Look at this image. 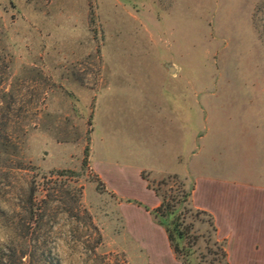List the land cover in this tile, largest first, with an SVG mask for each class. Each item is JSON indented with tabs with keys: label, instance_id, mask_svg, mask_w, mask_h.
Masks as SVG:
<instances>
[{
	"label": "rangeland",
	"instance_id": "rangeland-1",
	"mask_svg": "<svg viewBox=\"0 0 264 264\" xmlns=\"http://www.w3.org/2000/svg\"><path fill=\"white\" fill-rule=\"evenodd\" d=\"M263 187L264 0H0V264H183L164 197L221 264Z\"/></svg>",
	"mask_w": 264,
	"mask_h": 264
},
{
	"label": "crops",
	"instance_id": "crops-1",
	"mask_svg": "<svg viewBox=\"0 0 264 264\" xmlns=\"http://www.w3.org/2000/svg\"><path fill=\"white\" fill-rule=\"evenodd\" d=\"M196 186L197 185L195 184L194 189L192 190L191 202L197 208L208 212L209 210L207 211L205 208H202L198 203L195 202V197L197 194ZM257 191H259L261 194L259 199L261 200L262 204H260V208L256 207L255 211L259 210V217H261L263 223L260 222L259 224H256V226L249 228L246 224L244 225L243 222L240 221L235 225L238 234L236 235V238H234V241L233 239H227V236L224 234L222 236L218 235L224 238L226 241L229 240V247L228 242L226 243L228 264H264V187L262 189H257ZM239 210L240 208H235L228 210L227 212L230 215L234 214V216H236ZM249 233H252L250 236L253 239L255 236L258 238L249 240V236H247ZM230 247H233L234 250L232 251Z\"/></svg>",
	"mask_w": 264,
	"mask_h": 264
},
{
	"label": "trees",
	"instance_id": "trees-1",
	"mask_svg": "<svg viewBox=\"0 0 264 264\" xmlns=\"http://www.w3.org/2000/svg\"><path fill=\"white\" fill-rule=\"evenodd\" d=\"M181 186L183 187V184H181ZM191 194H192L191 191L189 193L183 192L184 201L182 202H188V204H190ZM174 208H175V205H172L164 197L161 200V204L156 208L154 215L156 218L159 219L160 221L159 225L164 226L166 234H167V238L170 242L171 247L175 251V253L178 256L183 257L182 258L183 264H191L189 261L188 255L184 254V251L188 250L186 249V244L181 245V242L188 240L189 238L188 234L191 228L184 227L182 215L181 214L177 215ZM199 213L205 214L208 216L210 226L212 227V230L216 234V228L214 225V220H213L212 215L206 211H199ZM215 245L218 247V250H219L218 253L221 256V264H228L226 242L225 241L221 243L216 242Z\"/></svg>",
	"mask_w": 264,
	"mask_h": 264
},
{
	"label": "water",
	"instance_id": "water-1",
	"mask_svg": "<svg viewBox=\"0 0 264 264\" xmlns=\"http://www.w3.org/2000/svg\"><path fill=\"white\" fill-rule=\"evenodd\" d=\"M167 68L170 70V71H174L175 69L173 68V67H171V66H167Z\"/></svg>",
	"mask_w": 264,
	"mask_h": 264
}]
</instances>
